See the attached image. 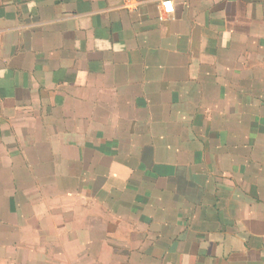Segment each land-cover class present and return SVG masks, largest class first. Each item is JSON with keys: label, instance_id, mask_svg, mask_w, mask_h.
<instances>
[{"label": "crops", "instance_id": "obj_1", "mask_svg": "<svg viewBox=\"0 0 264 264\" xmlns=\"http://www.w3.org/2000/svg\"><path fill=\"white\" fill-rule=\"evenodd\" d=\"M0 0V264H264V0Z\"/></svg>", "mask_w": 264, "mask_h": 264}, {"label": "built area", "instance_id": "obj_2", "mask_svg": "<svg viewBox=\"0 0 264 264\" xmlns=\"http://www.w3.org/2000/svg\"><path fill=\"white\" fill-rule=\"evenodd\" d=\"M159 5L163 18H168L170 13L174 11V6L171 0H163Z\"/></svg>", "mask_w": 264, "mask_h": 264}]
</instances>
